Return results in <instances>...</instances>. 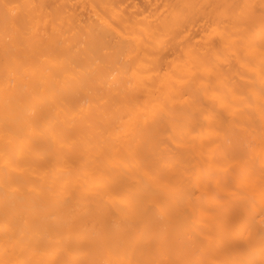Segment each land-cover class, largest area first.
Segmentation results:
<instances>
[{
    "label": "snow or ice",
    "instance_id": "snow-or-ice-1",
    "mask_svg": "<svg viewBox=\"0 0 264 264\" xmlns=\"http://www.w3.org/2000/svg\"><path fill=\"white\" fill-rule=\"evenodd\" d=\"M46 7L0 4V264H264V0L166 4L154 21L118 20L99 32L82 25L70 41L60 37L74 18L64 6ZM170 48L180 52L165 74L169 91L150 115L131 116L125 107L139 106L147 87L141 69L152 71L149 61ZM233 63L248 91L232 90L229 101L211 85ZM209 91L221 113L208 110ZM225 114L229 129L220 126ZM69 132L80 142L69 141ZM23 133L28 141L41 137L53 155L95 141L102 159L91 195L110 206H67L77 188L55 175L24 184L15 156ZM32 209L44 213L42 234L18 236L9 215ZM42 253L51 258L37 259Z\"/></svg>",
    "mask_w": 264,
    "mask_h": 264
},
{
    "label": "bare ground",
    "instance_id": "bare-ground-1",
    "mask_svg": "<svg viewBox=\"0 0 264 264\" xmlns=\"http://www.w3.org/2000/svg\"><path fill=\"white\" fill-rule=\"evenodd\" d=\"M5 0H0V4ZM11 3L18 4H36L47 6L45 12L55 11L57 5L64 6L65 10L71 15L74 20V25H65L64 35L60 37L61 40L67 38L69 41L73 38L72 34L80 26L91 27L97 32L105 29L109 23H113L118 20H131L133 22L147 23L150 20H155L156 17L161 16L164 13V5L166 4H181V3H232L236 0H8ZM250 2L258 3L259 0H250ZM39 12V9H37ZM27 10L21 14V23H27ZM2 19L3 13L0 11V90L3 89L5 84V68L3 62V48H2ZM198 26V25H197ZM193 33H196V28L192 29ZM147 38V37H145ZM196 39H199V35H196ZM135 42H133L134 44ZM195 43V40L192 41ZM180 52L179 48L169 49L168 53H165V57L160 60L152 59L149 61V65H154V69L149 71L147 66L141 69L142 79L146 81L147 87L143 88L140 93L139 106H126L125 111L131 116L135 117L139 115L141 117L150 115L151 111L157 106L155 100L157 97H163L168 91L169 86L167 83L166 73L169 70L170 62ZM224 79L221 82L213 81L212 87H219L221 92L226 95V98L230 101L232 99L231 91L235 90L240 93H247L248 81L241 79L240 74L237 71V65L235 63L229 65L225 64L223 68ZM252 75V74H249ZM133 88L129 89L130 93L134 94V88L137 84V80L132 81ZM259 79L256 78L254 86L259 89ZM193 87H198L193 85ZM203 96V93H201ZM212 93L209 91L208 98L205 99L207 108L210 112L221 113L222 108L220 103L213 102L211 100ZM0 101H2V92H0ZM246 105H241V108H246ZM55 105H53V111H57ZM226 119L220 125L224 129L230 128L231 117L225 114ZM128 119V116H125ZM247 119V117H245ZM67 127V126H66ZM28 133H23L22 138L16 142L15 156L19 161L22 173L17 175L22 176V181L27 186L40 185L44 179L51 181L55 176H58L61 181L67 182L69 186H76V198L69 200L67 206H76L79 204L85 210L98 212L106 210L110 206L111 201L107 197L100 200L97 197L91 195L95 191L97 182L100 179L99 172L97 171L99 166L100 149L95 147V141L93 146L83 144L75 151L65 152L58 155L45 150L42 138L38 135H33L31 141L24 139L23 136ZM3 135V122L0 120V167L4 162V141ZM208 135L207 128L205 129V136ZM69 141L76 140L80 142V136L69 132ZM107 150V148L105 149ZM256 153H259V147L256 148ZM259 167V160L256 161V168ZM48 173L47 177L45 174ZM258 177V173H257ZM4 173L0 171V237H2L3 230L5 228V215L3 207V184ZM222 195L224 193H221ZM199 195V193L197 194ZM84 197V199H80ZM213 203H215L213 201ZM66 206V207H67ZM44 213L38 209H32L25 211L22 216L9 215L7 224L11 229L17 231L18 236L39 237L44 229ZM256 225H259V216L256 218ZM32 243L37 246V240L33 239ZM43 249L45 245L43 243L38 245ZM37 259H50L49 255L41 254L36 257Z\"/></svg>",
    "mask_w": 264,
    "mask_h": 264
}]
</instances>
